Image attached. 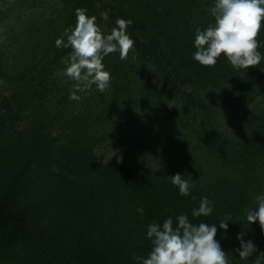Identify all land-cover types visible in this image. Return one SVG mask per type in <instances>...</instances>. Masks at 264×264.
I'll return each mask as SVG.
<instances>
[{
  "label": "trees",
  "instance_id": "16d2710c",
  "mask_svg": "<svg viewBox=\"0 0 264 264\" xmlns=\"http://www.w3.org/2000/svg\"><path fill=\"white\" fill-rule=\"evenodd\" d=\"M212 3L0 0V264H137L152 248L147 225L181 212L194 223L231 216L216 235L230 264L264 252V227L246 218L264 192V60L193 59ZM78 8L105 35L130 21L134 48L104 59L105 93L74 101L76 81L61 72L72 49L55 40ZM257 39L264 52V27ZM177 172L195 180L189 195L167 176ZM204 195L214 212L192 217ZM239 232L257 245L247 259Z\"/></svg>",
  "mask_w": 264,
  "mask_h": 264
},
{
  "label": "clouds",
  "instance_id": "9594fccd",
  "mask_svg": "<svg viewBox=\"0 0 264 264\" xmlns=\"http://www.w3.org/2000/svg\"><path fill=\"white\" fill-rule=\"evenodd\" d=\"M209 11L214 22L205 28H196L194 60L210 66L223 55L233 66L245 69L264 60L261 42L257 39L264 27V0H213ZM76 13L75 26L65 29L67 40L61 35L55 44L58 48L72 49L61 72L76 81L69 98L81 101V94L93 88L99 93L106 92L111 84V75L104 70V59L117 52L121 60L127 59L134 48V41L127 35L130 21L117 20L115 28L105 35L95 15L82 8H78ZM53 171L59 174V169ZM167 176L181 195L191 193L195 184L193 178H185L180 172ZM256 201V206L247 210L246 218L250 224L258 220L264 227V192L256 196ZM214 208V202L204 195L199 205L192 208L191 215L209 216ZM137 211L143 215L144 208ZM229 221L234 220L226 215L218 223L205 220L194 223L187 212H181L175 219L169 215L162 223L153 220L146 231L152 248L147 256H135V260L137 264H230L227 251L216 239L218 227L227 230ZM244 235V232L237 233L240 246L236 251L241 258L247 259L257 251V245L251 239L245 240ZM253 264H264V252L255 256Z\"/></svg>",
  "mask_w": 264,
  "mask_h": 264
},
{
  "label": "rangeland",
  "instance_id": "374dc122",
  "mask_svg": "<svg viewBox=\"0 0 264 264\" xmlns=\"http://www.w3.org/2000/svg\"><path fill=\"white\" fill-rule=\"evenodd\" d=\"M101 156L104 158L105 161H108V162L113 161L114 159H116V154L112 150V148H105L101 152Z\"/></svg>",
  "mask_w": 264,
  "mask_h": 264
}]
</instances>
